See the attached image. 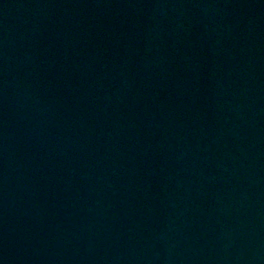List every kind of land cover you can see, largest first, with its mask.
I'll list each match as a JSON object with an SVG mask.
<instances>
[{"label": "water", "instance_id": "1", "mask_svg": "<svg viewBox=\"0 0 264 264\" xmlns=\"http://www.w3.org/2000/svg\"><path fill=\"white\" fill-rule=\"evenodd\" d=\"M0 264H264V0H0Z\"/></svg>", "mask_w": 264, "mask_h": 264}]
</instances>
